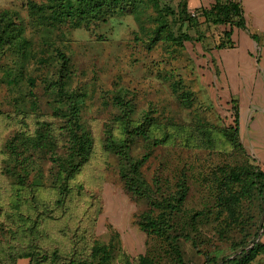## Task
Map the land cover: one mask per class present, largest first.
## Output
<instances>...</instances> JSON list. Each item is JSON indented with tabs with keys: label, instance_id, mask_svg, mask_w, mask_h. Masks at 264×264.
Masks as SVG:
<instances>
[{
	"label": "rangeland",
	"instance_id": "1",
	"mask_svg": "<svg viewBox=\"0 0 264 264\" xmlns=\"http://www.w3.org/2000/svg\"><path fill=\"white\" fill-rule=\"evenodd\" d=\"M30 1L45 0H0V12L21 14L33 41L24 61L0 49V263L32 252L40 264H103V253L93 251L106 244L107 264H141L142 257L146 264H204L250 242L263 224L264 196L254 193L231 208L224 198L230 187L243 190L230 182L232 174L248 167L264 171L255 153L264 132L251 138L250 114L234 131L240 101L229 66L239 52L230 46L233 34L225 35L229 27L200 11L215 0H160L161 11L148 10L151 20L121 13L90 28L63 25L51 43L29 15ZM159 14L168 27L156 35ZM184 34L191 40L181 41ZM57 49L70 59L68 97L54 85L62 76ZM10 70L16 74L11 83L5 80ZM72 99L94 146L68 193L59 192L50 153H33L40 173L33 171L25 185L15 183L5 172L9 142L34 135L46 121L64 154L67 122L59 113L69 110ZM128 121L131 132L150 123L146 136L130 135V152L147 155L142 172L154 189L160 184L157 196L176 191L183 179L188 186L182 210L171 215L172 229L162 233L141 226L145 213L156 218L162 210L128 191L119 155L105 148L109 130L117 139L127 136ZM250 264H264V254Z\"/></svg>",
	"mask_w": 264,
	"mask_h": 264
},
{
	"label": "trees",
	"instance_id": "2",
	"mask_svg": "<svg viewBox=\"0 0 264 264\" xmlns=\"http://www.w3.org/2000/svg\"><path fill=\"white\" fill-rule=\"evenodd\" d=\"M29 15L36 22L37 27L41 28L44 42L51 43V37L56 29L63 25H71L73 27L85 26L90 28L98 22H105L109 17L116 14L132 13L138 20L144 17L149 20L153 19L148 14V10L153 7L161 11L160 0H45L41 2H29ZM187 4H184V9ZM183 9V11H184ZM199 10V9H197ZM201 13L206 17H212L214 23L224 24L228 28L226 36L231 38L235 27L248 30L246 19L244 17L241 2L239 0H215L209 7H200ZM160 16L154 17L158 21V26L155 30L156 35L166 32L168 24L167 20ZM151 20V19H150ZM26 21L21 14L16 10H4L0 12V49L12 51L19 55L21 59L27 60L31 56V47L33 41L26 37ZM172 34L168 30L165 35L167 39ZM251 37L257 39L256 34L251 33ZM181 41L191 40L188 34H184L180 38ZM230 46H234L232 39L229 40ZM61 59V79L56 81L57 94L60 97L67 96L68 91L65 89V75L68 73L70 59L64 52L57 49ZM5 78L7 82H13L11 77H15V72L10 70ZM33 83V82H32ZM32 97L33 91H30ZM73 102V99L71 103ZM59 113V112H58ZM1 114V110H0ZM67 122V148L64 154L57 151V144L51 133L49 122H41L34 135L20 134L9 142L7 145L8 156L6 158L5 172L13 181L25 185L28 177L33 171L40 173L41 168L37 166L33 153L38 152L42 155L50 153L55 170V179L59 182V192L61 195H66L69 191V181L76 177L81 168L85 166L91 159L94 139L89 130L79 121V105L78 101H74L69 106L67 112L59 113ZM150 124V123H149ZM148 124V126H149ZM240 124V114L238 109H235V126L234 131L237 133ZM129 121L126 122L125 129L126 137L117 139L109 130L105 138V148L119 155L121 161V174L125 180L128 191L136 198L147 199L152 206L159 207L162 212L154 218L150 212L145 213L144 220L141 226L148 231L162 233L172 229L171 215L173 212L182 210L184 200L187 195V183L185 179L178 181L176 191L170 192L168 195L157 196V191L161 189L158 184L157 189H154L152 184L144 177L142 167L147 160V155L143 157H134L131 152L130 135L146 136L147 127L136 126L134 131L129 130ZM234 138V134H230ZM237 138L235 137V140ZM238 140V139H237ZM20 147L22 150H19ZM21 151V153H19ZM26 151H30L28 155H24ZM23 156L20 159V156ZM230 182H239L242 185V191H234L233 187L229 188V194L224 198L229 208L239 202L241 198L252 196L256 193L259 197L264 196V171L258 167H248L246 171L231 175ZM56 184V183H55ZM37 185H41L37 183ZM253 188V189H252ZM59 202L62 201L60 198ZM221 202L222 199H220ZM264 213V210H263ZM263 219V218H262ZM261 228L255 233L250 242L243 243L234 255L227 256L222 261H217L215 258L207 259L204 264H250L258 255L264 254V244L260 242ZM110 248L106 244H97L94 247L93 254L99 255L103 253V258L100 261L107 264L105 259L110 254ZM19 258H30L29 264H40L37 262L32 252L20 254L17 257H10V261L0 264H17ZM180 261L183 262L180 256ZM146 257H142L141 264H146Z\"/></svg>",
	"mask_w": 264,
	"mask_h": 264
},
{
	"label": "crops",
	"instance_id": "3",
	"mask_svg": "<svg viewBox=\"0 0 264 264\" xmlns=\"http://www.w3.org/2000/svg\"><path fill=\"white\" fill-rule=\"evenodd\" d=\"M239 1L248 30L234 28V47L239 53L229 67L232 68L230 72H232L234 83L237 85L235 95L240 101V123L242 119L246 122L249 114L254 120L251 123L252 130H250L252 138L260 136L264 132V0ZM236 33L240 35L241 43H239ZM251 33L256 34L257 39L252 38ZM261 140L259 139V141ZM255 146L258 147L255 153L264 169V141L255 144ZM260 233V242L264 244V227ZM29 262L30 258L17 260V264H29Z\"/></svg>",
	"mask_w": 264,
	"mask_h": 264
}]
</instances>
